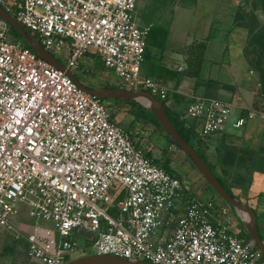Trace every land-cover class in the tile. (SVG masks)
Instances as JSON below:
<instances>
[{
	"label": "built area",
	"instance_id": "obj_1",
	"mask_svg": "<svg viewBox=\"0 0 264 264\" xmlns=\"http://www.w3.org/2000/svg\"><path fill=\"white\" fill-rule=\"evenodd\" d=\"M136 2L0 0V6L32 43L53 56L66 49L67 69L94 55L123 89L164 100L167 89L141 73L150 25L136 23ZM8 26L0 18V227L11 228L17 203L27 204L34 218L25 236L31 264L90 254L78 237L94 254L130 261L264 264L262 251L232 229L225 207L200 201L183 179L153 163L103 100L21 37L10 38ZM231 112L228 101L199 97L185 116L202 121L203 139L228 123L239 129L248 119L264 120V108L230 121Z\"/></svg>",
	"mask_w": 264,
	"mask_h": 264
},
{
	"label": "crops",
	"instance_id": "obj_2",
	"mask_svg": "<svg viewBox=\"0 0 264 264\" xmlns=\"http://www.w3.org/2000/svg\"><path fill=\"white\" fill-rule=\"evenodd\" d=\"M140 1L137 0L136 4ZM160 1L162 4L155 10L158 13L155 18L143 19L134 12L138 25H150L141 73L157 80L167 89V96L161 104L189 130L190 144L215 177L229 192H234L231 193L233 198L251 208L255 215L256 209L264 207V120L258 117L248 119L239 129L231 128L228 123L222 130L203 139L197 134L202 121L185 116L187 106L199 97H217L230 102V121L249 109L264 108V72H257L246 62L235 61V53L230 49L237 4L235 0H208L206 4H202V0L191 3L187 0ZM198 11L201 12L199 22L188 21L179 26L173 20L174 17L182 18L184 12ZM197 43L203 44L198 66L194 61L198 50L192 47ZM91 56L84 55L79 65L83 64L81 69L96 72L100 77L98 85H85L92 88H122L120 79L113 85L101 68L95 69ZM108 99L111 100H105V104L110 117L118 123L123 120L127 122L132 137L151 158L166 161L181 179L189 174L192 186L185 182L191 194L199 198L203 196L205 199L202 202L212 201L217 207H225L232 229L253 242L242 210L225 202L208 183L224 204L215 200L211 190L200 186V172L189 156L152 120L151 110L146 105L137 99ZM150 132L155 135L150 136ZM158 141L165 143V147L158 145ZM154 145L161 147L159 156ZM167 147L177 149L176 155L184 162L176 161L181 172L174 167L172 162L175 160H171L165 151ZM179 149L187 158L178 152ZM235 219L242 220L247 228L238 225Z\"/></svg>",
	"mask_w": 264,
	"mask_h": 264
},
{
	"label": "rangeland",
	"instance_id": "obj_3",
	"mask_svg": "<svg viewBox=\"0 0 264 264\" xmlns=\"http://www.w3.org/2000/svg\"><path fill=\"white\" fill-rule=\"evenodd\" d=\"M172 2L173 0H166ZM186 1V0H184ZM189 3L194 2L193 0H187ZM208 0H202V4H206ZM237 4V13H236V23L232 30V36L230 40V49L235 53V61H242L248 63L249 67L256 70L257 72H264V0H235ZM162 4L160 0H141L140 3L136 4L135 13L142 17L143 19L155 18L157 12L156 9H159V5ZM159 12V11H158ZM158 14V13H157ZM173 20H176L177 25L185 24L188 21L199 22L201 20V12H184V16L181 18L174 17ZM15 30L9 29V37L12 39L20 40V36L15 34ZM54 56L61 62L65 63L67 58V51L63 49L58 53H53ZM93 63L95 69L103 71L106 73L107 79L113 84H116V81L119 80L118 77L111 70H104L103 65L101 64L98 57L92 55ZM81 59L79 60V62ZM81 67H84L83 64L78 67H71L70 71L75 76L77 80L84 84L90 86L98 85L99 74L96 72H90L87 69L83 70ZM101 68V69H100ZM95 81V82H94ZM121 83V81H120ZM98 89H103L99 86ZM105 103V100H103ZM162 101V100H160ZM144 104V103H143ZM145 105V104H144ZM147 108H149L147 106ZM120 125L127 128L128 123L124 120L120 122ZM150 136L155 135L154 132H150ZM157 141V140H156ZM159 142V141H158ZM161 144V145H160ZM165 143L159 142L162 148L165 147ZM154 145L156 147L157 156L160 155L161 147ZM174 145V143H173ZM175 146V145H174ZM168 152L169 158L175 160L173 163L174 167L181 172L180 166L177 165L176 161L182 162L179 160L176 155L177 149L174 150L172 147L166 150ZM178 152L185 156L182 151L179 149ZM153 153V152H152ZM156 156V155H154ZM186 157V156H185ZM187 158V157H186ZM189 160V159H188ZM189 174H185L182 179L187 182L188 186L191 185ZM200 186L203 185L208 190H211L215 200L222 203V199L212 191L211 187L207 182L202 178L198 177ZM230 193L234 192L230 190ZM197 199L204 200L203 196L195 195ZM246 202V201H245ZM249 203V202H246ZM16 213L12 216L10 220L11 229L0 228V264H29L26 262V253H25V236L33 229L34 218L29 214V207L24 202H18L16 206ZM256 215V226L261 236L264 240V207L262 209L255 210ZM238 225L247 228L245 223L242 220L235 219ZM42 225L51 226L50 222H39ZM89 235V233H86ZM83 235V234H82ZM79 244H82L86 247L87 253H92V249L89 246V242L84 240L82 237H78ZM8 248H13V253L9 254ZM79 256V254L72 255V258ZM71 258V259H72Z\"/></svg>",
	"mask_w": 264,
	"mask_h": 264
},
{
	"label": "water",
	"instance_id": "obj_4",
	"mask_svg": "<svg viewBox=\"0 0 264 264\" xmlns=\"http://www.w3.org/2000/svg\"><path fill=\"white\" fill-rule=\"evenodd\" d=\"M0 18L6 21V23L13 28L16 33L26 42L30 47L34 48L38 56L47 61L53 67L64 71L74 83L81 88L84 92L95 96L98 99H108V98H123V99H137L139 97H145L150 101L149 107L153 116L164 129L166 134L171 138V140L192 160L196 169L200 172L201 176L205 181L212 187V189L228 204L238 208L242 211L248 212L251 217V227L248 226L249 235L253 240L254 245L259 248L264 254V242L262 241L257 226L256 218L254 212L251 208L244 206L241 202L229 195L226 189L222 186L219 180L215 177L213 172L207 166V164L202 160L196 150L186 142L179 132L176 130L172 122L170 121L164 106L159 100L152 96L149 92L145 90H128L123 88H103L97 89L86 86L79 80L75 78L72 72L67 69L61 62H59L52 54L47 52L38 43H32L30 34L28 31L21 28L18 22L8 14L0 6ZM64 264H152L146 261H130L123 257L113 256L108 254H84L72 259H69Z\"/></svg>",
	"mask_w": 264,
	"mask_h": 264
},
{
	"label": "trees",
	"instance_id": "obj_5",
	"mask_svg": "<svg viewBox=\"0 0 264 264\" xmlns=\"http://www.w3.org/2000/svg\"><path fill=\"white\" fill-rule=\"evenodd\" d=\"M9 27V29H11V30H13V28H11L10 26H8ZM15 32V31H14ZM15 34H16V32H15ZM17 35V34H16ZM23 43V45H26L24 42H22ZM192 47H196V49L198 50V53H197V57L194 59V61H195V63H196V66H198L199 65V63H200V60H201V55H200V53H201V51H202V49H203V44H201V43H197V44H195L194 46H192ZM188 52H189V50H188ZM101 100H111V99H101ZM163 101V100H162ZM162 101H160V102H162ZM166 110V113H167V115H168V117H169V119H170V121L172 122V124L174 125V127L176 128V130L179 132V134L182 136V138L186 141V142H188L189 144H190V142H189V138H190V134H189V130L187 129V128H185L184 126H182V124L177 120V118L173 115V114H171L169 111H167V109H165ZM150 116H151V118H152V120L158 125V126H160L161 127V125L158 123V121L155 119V117L153 116V114L150 112ZM161 129L163 130V128L161 127ZM191 145V144H190ZM148 155V154H147ZM149 156V155H148ZM199 156H200V154H199ZM150 157V156H149ZM201 157V156H200ZM151 158V157H150ZM202 158V157H201ZM151 160H152V162L153 163H155V164H157V165H160L161 167H163L166 171H168L169 173H172V174H174V175H176V176H178L173 170H171L170 168H169V166L167 165V162L166 161H160V160H157V159H154V158H151ZM219 180V179H218ZM219 182H220V180H219ZM221 183V182H220ZM222 184V183H221ZM223 186V185H222ZM224 187V186H223ZM225 188V187H224ZM226 189V188H225ZM226 191H227V193L229 194V195H231L232 197H233V195L226 189ZM8 250V252H9V254H12L13 253V248H8L7 249Z\"/></svg>",
	"mask_w": 264,
	"mask_h": 264
},
{
	"label": "bare ground",
	"instance_id": "obj_6",
	"mask_svg": "<svg viewBox=\"0 0 264 264\" xmlns=\"http://www.w3.org/2000/svg\"><path fill=\"white\" fill-rule=\"evenodd\" d=\"M139 100L142 103H144L145 105L150 106V104H151L150 101L147 98H145V97H139ZM241 212L244 213V216L247 218V225L249 227H251V217H250V214L248 212H245V211H241Z\"/></svg>",
	"mask_w": 264,
	"mask_h": 264
}]
</instances>
